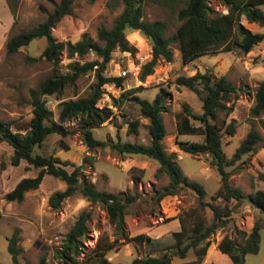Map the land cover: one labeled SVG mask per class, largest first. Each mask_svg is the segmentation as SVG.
Segmentation results:
<instances>
[{
    "label": "rangeland",
    "instance_id": "1",
    "mask_svg": "<svg viewBox=\"0 0 264 264\" xmlns=\"http://www.w3.org/2000/svg\"><path fill=\"white\" fill-rule=\"evenodd\" d=\"M2 1L6 9L2 11L0 8V122L13 120L10 129L14 131L25 127L30 117L28 89L49 75L52 66L42 59L26 58L36 57L40 53L45 45L43 38L34 39L13 53L6 52L5 38L42 21L58 0ZM206 3L213 11L226 12L219 0H206ZM8 4L12 6L14 17ZM181 6L182 3H175L171 7L159 0H147L143 5V18L147 21L164 20L167 23L165 35L170 37L179 23L176 11ZM121 9V0H73L71 13L51 27V35L55 41L62 43H73L82 34L96 39L97 28L110 27ZM241 20L245 22L243 18ZM248 26L252 32H264V28L257 24L249 23ZM125 38L133 51L114 50L102 73L112 77H120L122 69L128 73L122 77L119 85L108 82L102 86L103 93L96 105L108 107L111 115L108 120L93 128V136L101 140H115L118 135L123 141L147 144L148 120L139 114L137 106L129 98L137 95L152 100L160 87L165 88L168 93L165 94L161 111L165 152H173L182 173L203 187V202L217 207L227 204L232 208L225 226L217 228L210 236V244L200 259H197L193 248H189L184 257L171 255L168 264H232L227 255L218 251V242L225 236L241 243L255 220L260 221L262 226L258 251L246 254L243 264H264V215L246 200L213 199L220 181L208 156L189 155L177 148L178 141L199 142L203 137L176 134L177 114L181 112L182 105H186L191 112L200 113L201 101L194 92L174 83L178 75L208 72L215 77L224 75L232 85L238 87V91L226 103L229 109L218 110L216 117L221 132L230 120L235 124L233 136L221 137L222 151L229 159L250 128H254L264 140V128L259 122L260 118L264 119V113L258 117L250 115L255 88L264 79V39L246 53L232 50L205 54L188 64H182L177 45L172 42L171 61L159 60L152 73L140 80V66L150 58L149 41L137 30L130 29L126 30ZM94 58L92 53L69 58L62 51L57 70L67 71L66 64L73 60L83 62ZM95 81V72L92 70L79 76L73 85L64 87L59 94L43 95L41 99L51 111V119L58 121L61 101L86 95ZM135 119L138 121L136 132H127L128 123ZM191 123L199 125L194 120ZM62 124L71 132L64 137L55 133L47 135L40 150L61 161L81 165L80 174L96 189L117 194L129 193L134 196V200L127 206L119 223L108 220L102 204L90 203L78 193L52 208L47 202L48 196L62 190L65 185L61 180L45 174L38 187L26 191L20 201H7L4 193L12 189L19 179L35 176L38 169L28 166L23 160L17 166L9 165L11 147L0 142V162L5 163L4 168H0V264H14L7 250L8 238L12 234H15L18 264H37L40 257L47 264H56V251L61 247L65 233L82 211L88 212V218L86 233L80 237L81 246L75 256L78 264H90L91 250L99 237L113 243L112 248L105 252L106 260L112 264H129L135 257L173 251L176 239L179 238L182 244L189 240L196 221L203 225L211 222L210 208L207 205L200 206L197 194L189 188L179 186L174 195L156 198L155 191L167 184L168 177L164 173L154 176L157 167L154 161L140 155L118 154L108 148L87 147L82 142L77 118L65 119ZM71 168L66 166L68 170ZM226 170L229 172V186L240 189L244 195L258 189L264 191V181L260 178L264 175V143L257 144L254 152L241 155ZM181 226V235L174 236L173 232L180 231ZM136 234H143L149 239L134 241L131 237Z\"/></svg>",
    "mask_w": 264,
    "mask_h": 264
},
{
    "label": "trees",
    "instance_id": "2",
    "mask_svg": "<svg viewBox=\"0 0 264 264\" xmlns=\"http://www.w3.org/2000/svg\"><path fill=\"white\" fill-rule=\"evenodd\" d=\"M146 1L121 0V11L113 18L110 27L97 28L96 39L82 34L80 39L73 43H62L55 41L51 35V27L63 16L71 13L73 0H58L42 21L30 28L6 36L4 47L7 53H13L20 47L27 46L34 39L43 38L45 45L40 53L36 57L27 56L26 58L29 60L42 59L49 62L52 69L50 74L41 79L36 86L28 89V104L31 109L26 126L12 131L10 126L14 123L13 120L0 122V142L7 143L12 150L8 164L17 166L23 160L28 166L38 169L35 176L19 179L12 189L4 193V199L20 201L26 191L38 187L42 177L46 174L61 180L65 185L62 190L54 191L48 196L47 202L52 208L58 207L64 199L78 193L90 203L102 204L110 222L119 223L123 219L127 206L134 200L133 195L98 190L80 174L81 165L75 166L68 161H61L40 150L47 135L55 133L64 137L71 132V129L62 124L65 119L77 118L82 142L87 147L108 148L122 155H140L157 164L154 176L164 173L168 177L167 184L155 191L157 199L174 195L177 188L183 186L197 194L200 206L207 205L210 208L211 222L203 225L200 221H196L192 227L193 234L185 244H182L178 238L172 246L175 249L171 252L141 258L135 257L129 262V264H168L171 255L184 257L189 248H193L197 259H200L210 244V236L217 228L225 226L231 216L232 208L227 204L217 207L212 203L203 202L202 198L205 195L203 187L182 173L173 152H165L162 144L165 129L161 118L165 94L168 93L165 88L160 87L152 100L137 95L129 98V101L137 106L139 114L148 120L146 129L149 140L147 144L123 141L118 135L115 140H101L93 136V128L108 120L111 115L108 107L96 105L103 93L102 86L108 82L119 85L123 79L122 77L105 76L102 71L111 59V53L114 50L133 51L125 38L127 29L137 30L150 44V58L140 66V80L152 73L159 60L171 61L170 44L172 42L177 45L182 64H188L205 54L232 50L246 53L264 39V32H252L240 23V18L243 16L248 23L264 28V11L259 7L264 4V0H219L226 8L225 13L211 10L206 0H159L171 7L175 3H182L176 11L179 23L170 37L165 35L167 23L164 20L147 21L143 18V5ZM8 6L14 17L12 6L10 4ZM62 51H65L69 58L73 55L82 57L89 53H92L95 58L83 62L70 61L66 64L67 71H58L57 65ZM92 70L95 72L96 81L89 92L84 96L61 101L58 121L52 120L51 111L46 108L41 97L59 94L64 87L73 85L79 76ZM174 83L191 90L201 101L200 113L191 112L186 105H182L181 112L177 114L176 134H196L203 137L199 142L178 141L176 142L177 148L189 155L205 154L208 156L209 163L218 173L220 181V186L213 195V199L246 200L264 215L263 190L258 189L244 195L240 189L232 188L228 184L229 172L226 167L232 165L241 155L254 152L256 145L260 142L264 143L260 134L254 128H250L240 140L231 158L227 159L222 151L221 137L222 135L233 136L235 124L233 120H230L221 132L216 124L217 112L220 109H229L226 103L238 91V87L232 85L224 75L215 77L208 72H196L189 76L178 75ZM262 113H264V79L255 88L250 108L252 117H258ZM192 120L197 121L199 125H192ZM259 122L264 128V119L260 118ZM137 125L136 119L131 120L128 123L127 132H136ZM68 165L72 166L71 170L66 169ZM4 166L5 163L0 162V168L3 169ZM260 178L264 181V175ZM87 218L88 212L82 211L65 233L61 247L56 251L55 256L58 259L56 264L79 263L75 256L81 246L80 237L87 230ZM261 227V222L255 220L241 243L234 238L223 236L217 244L218 251L227 255L233 264H243L246 254L258 251ZM181 233L182 226L181 230L173 232V235L180 236ZM14 235L8 238L7 250L13 263L18 264ZM131 239L141 242L149 238L143 234H136ZM112 245V241L99 237L91 250L90 264H112L104 257L105 252L111 249ZM37 264L47 263L43 257H40Z\"/></svg>",
    "mask_w": 264,
    "mask_h": 264
},
{
    "label": "crops",
    "instance_id": "3",
    "mask_svg": "<svg viewBox=\"0 0 264 264\" xmlns=\"http://www.w3.org/2000/svg\"><path fill=\"white\" fill-rule=\"evenodd\" d=\"M6 7V5L5 4H3V1L2 0H0V8L2 9V11H4V9H6L5 8ZM259 7H260V9L262 10V11H264V4L263 5H259ZM244 19V21L245 22H242V20L241 19ZM241 19H240V23L243 25V26H245L247 29H251L249 26H248V22L245 20V18L243 17V16H241ZM246 23H247V25H246ZM251 24V23H250ZM254 24V23H253ZM213 251H214V249H213ZM232 263V262H231ZM233 264V263H232Z\"/></svg>",
    "mask_w": 264,
    "mask_h": 264
},
{
    "label": "built area",
    "instance_id": "4",
    "mask_svg": "<svg viewBox=\"0 0 264 264\" xmlns=\"http://www.w3.org/2000/svg\"><path fill=\"white\" fill-rule=\"evenodd\" d=\"M127 73L128 72L126 70L122 69L119 75H120V77H125L127 75Z\"/></svg>",
    "mask_w": 264,
    "mask_h": 264
}]
</instances>
